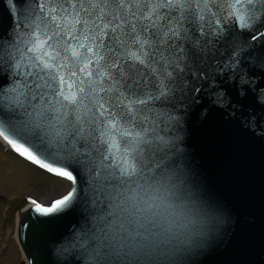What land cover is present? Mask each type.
<instances>
[{"label": "snow or ice", "instance_id": "1", "mask_svg": "<svg viewBox=\"0 0 264 264\" xmlns=\"http://www.w3.org/2000/svg\"><path fill=\"white\" fill-rule=\"evenodd\" d=\"M7 3V22L0 17V137L77 185L50 206L29 198L35 211L66 207L83 183L108 229L97 256L157 264L195 244L202 231L179 243L158 231L161 211L191 210L177 170L153 165L167 159L172 112L195 89L192 69L197 80L205 77L201 88L219 78L220 65L208 55L218 41L247 36L249 55L264 61V0ZM229 59L224 69L243 86L247 73Z\"/></svg>", "mask_w": 264, "mask_h": 264}, {"label": "water", "instance_id": "2", "mask_svg": "<svg viewBox=\"0 0 264 264\" xmlns=\"http://www.w3.org/2000/svg\"><path fill=\"white\" fill-rule=\"evenodd\" d=\"M11 15L15 23V12ZM0 17L7 22V0H0ZM216 49L208 55L215 57L214 66L220 65L219 78L209 77L201 88L205 77L201 74L197 80L192 69L195 89L200 90H186L181 97L172 112L174 139L167 159L161 156L153 165L177 170L191 215L204 222L202 235L157 264H264V61H254L255 51L249 55L247 36L221 39ZM230 56L233 62L240 61V75L247 73L243 86L234 70L224 69ZM74 187L70 181L64 195ZM28 202V197H14L6 211L12 217L25 207L16 232L25 259L20 264H124L116 255L101 258L68 249L78 233L95 232L96 226L104 225L97 218L100 206L92 204L83 183L73 200L56 212L41 214Z\"/></svg>", "mask_w": 264, "mask_h": 264}, {"label": "rangeland", "instance_id": "3", "mask_svg": "<svg viewBox=\"0 0 264 264\" xmlns=\"http://www.w3.org/2000/svg\"><path fill=\"white\" fill-rule=\"evenodd\" d=\"M69 187L66 179L48 174L15 154L0 140V264H19L23 259L15 235L6 233L13 222L6 212L8 199L27 196L46 205Z\"/></svg>", "mask_w": 264, "mask_h": 264}, {"label": "clouds", "instance_id": "4", "mask_svg": "<svg viewBox=\"0 0 264 264\" xmlns=\"http://www.w3.org/2000/svg\"><path fill=\"white\" fill-rule=\"evenodd\" d=\"M204 222L195 219L187 212L161 211L157 217V228L162 237L173 243L187 242L196 231H203ZM108 229L96 226L95 232L78 233L73 240L68 242V249H78L82 254L96 253L102 245L109 242L106 233Z\"/></svg>", "mask_w": 264, "mask_h": 264}, {"label": "bare ground", "instance_id": "5", "mask_svg": "<svg viewBox=\"0 0 264 264\" xmlns=\"http://www.w3.org/2000/svg\"><path fill=\"white\" fill-rule=\"evenodd\" d=\"M22 211H23V209L15 210L13 217H12L13 222L7 227V230H6L7 235H10V234L15 235L17 225H18V218H19L20 214L22 213Z\"/></svg>", "mask_w": 264, "mask_h": 264}]
</instances>
